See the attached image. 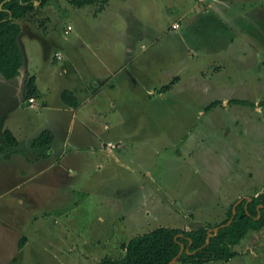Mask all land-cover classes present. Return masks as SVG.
I'll return each instance as SVG.
<instances>
[{
  "label": "rangeland",
  "instance_id": "1",
  "mask_svg": "<svg viewBox=\"0 0 264 264\" xmlns=\"http://www.w3.org/2000/svg\"><path fill=\"white\" fill-rule=\"evenodd\" d=\"M204 1L107 0L78 7L49 0L16 20L24 70L36 77L31 112L59 102L79 69L92 95L80 107L83 130L70 138L75 153H66L73 171L59 186L32 180L21 195H5L14 179L0 166V202L12 208L6 214L44 212L29 219L31 232L44 225L35 256L20 254L25 259L14 264H98L105 255L118 258L123 242L158 226L213 229L236 200L264 190V0H221L210 10ZM193 3L190 25L181 20L172 30ZM128 42L138 46L133 58ZM139 62L148 68L140 78L129 69L136 87L127 89L120 71L112 78L116 91L102 89L111 77L105 70L119 63L124 74V66L138 69ZM26 102L24 86L0 81V142L8 112ZM91 102L101 110L93 111ZM67 125L60 121L58 134ZM13 243L5 241L3 250L0 244V264H12ZM233 250L228 261L208 264H264V230L249 231Z\"/></svg>",
  "mask_w": 264,
  "mask_h": 264
},
{
  "label": "crops",
  "instance_id": "2",
  "mask_svg": "<svg viewBox=\"0 0 264 264\" xmlns=\"http://www.w3.org/2000/svg\"><path fill=\"white\" fill-rule=\"evenodd\" d=\"M217 1L221 0H205L203 2V5L205 4L206 7L210 10L213 6L214 3ZM194 3L192 6L188 8H184L181 10L179 14V18H176L173 20L171 23H178L179 27L176 29L172 30H177L181 27V20L183 21V24L185 26L190 25V21L192 20L191 16H188L190 12H192ZM107 7L104 5L102 7L101 11ZM205 9V8H203ZM262 9V7H260ZM207 11V10H204ZM198 12V11H197ZM171 27V26H170ZM21 32V30H20ZM135 37L136 34L143 33L140 30L137 31V33L133 32ZM20 34V33H19ZM130 35V34H129ZM134 35H130L128 39L130 40L131 38L134 37ZM19 37V36H18ZM128 44V49L127 51L130 52L132 50L131 58L135 56L137 53L135 49H133L135 46L138 47L136 44H131L130 42ZM19 48L21 50V45L18 42ZM135 45V46H134ZM155 45L154 43L151 42L150 45H145L143 44L140 45V48L143 47H151ZM22 52V50H21ZM190 55L193 56L194 53L190 49ZM140 55V54H139ZM22 56L24 58V54L22 53ZM140 57V56H139ZM24 61V59H23ZM117 60H115V63ZM109 64V63H108ZM139 68L136 69L134 66L129 65L127 67L124 66L126 73L123 74L122 70V65L118 63L117 66H112L108 70H105L103 73V76L107 77V74H111L110 76V82L108 80L104 83L102 86V89L105 90H114L116 91L115 84L116 81L112 80L117 73L119 75L120 71V80L124 79L126 80V87L127 89L131 90L132 84L134 87L138 85V81L135 79L142 77V73L144 72V69L148 66L147 64H144L143 62H139L138 64ZM26 64H22V66L18 70V75L14 77L13 79L10 80H5L0 76V81H5L6 83H17L20 87L24 86L26 84V80L33 76L34 78V87L36 89V93L33 97L32 103H27L26 108H17L14 107L12 108L7 116L10 117V119L7 121L6 125H4V129H8L10 133L13 135V137L17 141V146H7L3 149L2 155H0V166H4L5 168H8L10 170L4 171L2 174L3 176H13V185L7 189L3 194L5 195H10V194H15V195H21L20 191L22 189V185H26V182L30 183L32 180H35L34 182L36 183L37 186L42 185L45 187L48 184H54L59 186V181L60 179L62 181H65L66 177H70L71 172L73 171L74 164L75 162L71 161V158L69 156H66V153H75L71 152V145L73 147H76V142L71 140V135L77 134L80 131L83 130L82 125L87 121L85 118H81L79 111L80 107L86 103H89L90 100V95H92L90 86L87 84V80L85 77L82 75L85 74L86 72L84 70L79 69L80 74L78 78H76V81H73L68 84V89L64 90H69L71 91L75 98L77 99L78 104L75 107L67 106L65 105L61 98H60V92L58 95L59 102L56 101L53 104L50 103L51 109H47L48 103H43L41 110L31 112L33 109H35V101H36V94H37V88H36V77L35 75H29V71L24 70ZM73 67L77 68V64L75 63ZM148 68V67H147ZM131 70H136L135 77L133 76V71ZM110 70V71H109ZM143 70V71H142ZM89 71V70H88ZM63 72V71H61ZM127 78V79H126ZM2 79V80H1ZM99 83V82H98ZM118 83V82H117ZM142 89V88H141ZM145 95H148L150 93L149 89L144 90ZM28 100V99H27ZM94 104V102H91V105ZM52 105V106H51ZM99 106V105H98ZM108 107H112V109H115V103H108ZM96 104L92 106V110L95 112H99L101 109L95 108ZM13 111H16V113H13ZM65 115H68L65 117ZM67 120V128L65 133L58 134L60 131L59 123L60 121L64 123V121ZM49 131L52 134V142L50 143L49 146L41 148L44 149L43 152H36L35 150H32L34 148L31 147V142L34 138H36L42 131ZM62 130V129H61ZM25 142L26 146L31 149L29 153H26L23 151L21 148L22 143ZM109 143V142H108ZM84 145V143L82 144ZM105 145V144H103ZM66 147V150L63 148ZM34 151V152H33ZM42 151V150H41ZM37 153V154H36ZM55 154V158H50L51 155ZM11 167L14 168V175L12 174L13 171H11ZM61 181V182H62ZM66 184L63 183V188ZM16 201V200H15ZM19 206L23 205V200H17L16 201ZM24 206V205H23ZM29 208V207H28ZM7 211H12V208L10 205H2L0 202V244L2 246L1 250H3L5 241H12L14 242L13 246V253L9 252V257H11V262L14 264L17 259H21L22 257H19L18 255L20 254H25L28 252V256H35L36 248L34 245L36 244L35 242L37 241L36 235H38L39 230L43 228V223L41 224L40 228L39 225L36 223L34 232H31V227H29V223L31 222L30 220H34L35 218L38 217V215L44 214L43 213H35L34 215H27L26 213H19L18 215L13 216L12 214L8 215L6 214ZM7 216H10L11 219H8ZM40 216V217H41ZM30 219V220H29ZM7 239V240H6ZM40 241V240H39ZM21 242V245H19ZM30 245V249H26L27 246ZM10 248V247H9ZM26 249V250H25ZM31 250V251H30ZM122 254V250H121ZM5 253H3L2 256H4ZM5 259V258H4ZM25 258H22L24 260ZM208 264V263H204Z\"/></svg>",
  "mask_w": 264,
  "mask_h": 264
},
{
  "label": "trees",
  "instance_id": "3",
  "mask_svg": "<svg viewBox=\"0 0 264 264\" xmlns=\"http://www.w3.org/2000/svg\"><path fill=\"white\" fill-rule=\"evenodd\" d=\"M48 1L0 0V3L2 2L0 6V76L3 79L10 80L16 77L23 64L22 52L17 41L21 28L16 20L32 12L35 2L44 5ZM96 1L105 3L107 0H68L70 4L78 7ZM165 89L168 90L167 86ZM35 93L34 78L31 76L26 80L25 98H31ZM60 98L67 106L75 107L78 104L74 94L69 90L61 91ZM239 103L246 104L245 101H239ZM259 104V106L264 105V100ZM51 142L52 134L44 130L32 140L31 147L44 148ZM7 146L16 147L17 141L8 129H4L1 132L0 152ZM233 204L228 209L226 218L216 226L226 224L230 219ZM262 227H264V192L244 198L237 203L231 222L220 227L216 233L212 229L209 231L210 229L205 226L194 229L158 226L123 242L120 245L122 255L118 258L105 255L98 264H167L180 250L181 253L174 264L225 262L235 255L233 247L249 231L257 232Z\"/></svg>",
  "mask_w": 264,
  "mask_h": 264
},
{
  "label": "water",
  "instance_id": "4",
  "mask_svg": "<svg viewBox=\"0 0 264 264\" xmlns=\"http://www.w3.org/2000/svg\"><path fill=\"white\" fill-rule=\"evenodd\" d=\"M242 199H243V198L238 199V200L233 204V206H232V215H231L230 219L226 222V224H220V225H218V226H216V227H214V228L212 229V231H213L214 233H216L217 230H218L220 227H222L223 225H227V224H229V223L231 222V220H232V218H233V216H234V214H235V206H236L237 203L241 202ZM209 231H211V229H210ZM207 241H208V240H206V242H207ZM180 253H181V250H180V251L178 252V254H177L174 258H172V260H171L170 262H168L167 264H173V263L177 260V258H178V256L180 255Z\"/></svg>",
  "mask_w": 264,
  "mask_h": 264
},
{
  "label": "flooded vegetation",
  "instance_id": "5",
  "mask_svg": "<svg viewBox=\"0 0 264 264\" xmlns=\"http://www.w3.org/2000/svg\"><path fill=\"white\" fill-rule=\"evenodd\" d=\"M263 192H264V190L260 191L259 193H263ZM259 193H256V194H254V195H252V196H256V195L259 194ZM249 197H250V196H249ZM240 198H243V199H244V198H248V197H247V196H244V197H240ZM240 198H239V199H240ZM243 199H242V200H243ZM236 201H237V200H236ZM236 201H235V202H236ZM235 202H234V203H235ZM263 230H264V227H262L260 230H258L257 233H261ZM261 236H262V235H261Z\"/></svg>",
  "mask_w": 264,
  "mask_h": 264
},
{
  "label": "built area",
  "instance_id": "6",
  "mask_svg": "<svg viewBox=\"0 0 264 264\" xmlns=\"http://www.w3.org/2000/svg\"><path fill=\"white\" fill-rule=\"evenodd\" d=\"M178 27H179V25L177 23H174V24L171 25L172 29H176ZM27 101H28V103H32L33 99L32 98H28Z\"/></svg>",
  "mask_w": 264,
  "mask_h": 264
}]
</instances>
